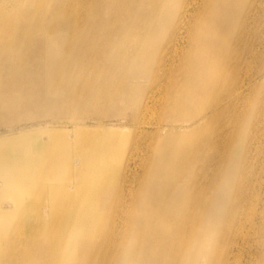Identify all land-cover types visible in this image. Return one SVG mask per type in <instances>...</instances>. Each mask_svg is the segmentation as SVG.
Masks as SVG:
<instances>
[{"label":"bare ground","instance_id":"1","mask_svg":"<svg viewBox=\"0 0 264 264\" xmlns=\"http://www.w3.org/2000/svg\"><path fill=\"white\" fill-rule=\"evenodd\" d=\"M247 63L264 0H0V115L73 125L0 139V264H264Z\"/></svg>","mask_w":264,"mask_h":264},{"label":"rangeland","instance_id":"2","mask_svg":"<svg viewBox=\"0 0 264 264\" xmlns=\"http://www.w3.org/2000/svg\"><path fill=\"white\" fill-rule=\"evenodd\" d=\"M258 71H259V76L256 79V81H254L255 82L254 86L256 87V89L257 88L261 89L260 95H258V97L262 98V97H264V65L260 66V63H247L246 66L243 67V69H242L241 77H244V75L251 76L252 74H254ZM156 98H158V97H156ZM156 102H157V99H156ZM253 107L254 106L252 105V108ZM25 114H26L25 112L16 111V112L11 113L9 115H5V114L0 115V139L14 137V135L17 136L21 132L37 131L39 129H44V128L61 129V130L67 131L69 135L71 134L70 131L73 130V125H72L71 121L53 120V119H51L50 115L35 117L32 121H30V119L27 116H25ZM158 116H159L158 111H153V113L152 112L149 113L144 118L145 122L143 121L142 126L137 127V128L128 127L129 122L127 119L121 120V119H118L115 117H108L104 121H105L107 129H115V130L119 131L122 136L125 137V135H127L129 132L134 133V129H144L146 132H151V130L153 131L155 129V127L157 126ZM86 125H88L87 127H89V128L93 126L91 122L87 123ZM135 132H137V131L135 130ZM125 139H127V138H125ZM40 142H41V139H40ZM263 151H264V148H263ZM138 155L141 156V153ZM260 160H261V158H260ZM135 161H136V163H133V162H129L131 164L128 163V168H127L128 173H127L125 183L123 185V195H124L123 201H126L128 199L127 192L129 190V188L131 187L130 180H129L131 172L132 173H135V172L139 173L140 172V169L137 166V160H135ZM129 172H130V174H129ZM259 174L261 177L260 178L261 181H264V165L262 166ZM262 195H264V193H262L260 196H258V199H256L254 202V206L257 209L258 208L260 209V207H261L260 205L262 202H260V201H262ZM0 225H1V223H0ZM242 259H244V254L240 257V260H242Z\"/></svg>","mask_w":264,"mask_h":264}]
</instances>
